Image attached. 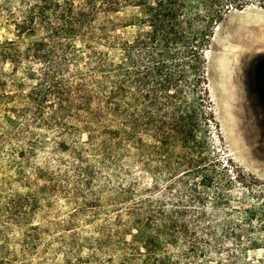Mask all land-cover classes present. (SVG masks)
Here are the masks:
<instances>
[{"label": "rangeland", "instance_id": "obj_1", "mask_svg": "<svg viewBox=\"0 0 264 264\" xmlns=\"http://www.w3.org/2000/svg\"><path fill=\"white\" fill-rule=\"evenodd\" d=\"M187 10L185 29L205 24L197 0H188ZM133 12L123 6L114 16L126 24ZM213 26L199 83L181 64L184 75L168 91L186 94L195 110L192 151L158 142L152 130L142 135L155 147L150 155L116 149L103 161L84 132L14 125L6 122L11 113L0 111V264H264V243L247 258L239 254V246L264 238V8L230 9ZM137 29L118 32L130 37ZM21 81L10 76L5 91H17ZM143 93L138 108L146 122ZM21 150L28 155L15 154ZM188 156L197 161L189 164ZM139 198L209 226L211 247L193 252L180 237L138 239L127 208Z\"/></svg>", "mask_w": 264, "mask_h": 264}, {"label": "trees", "instance_id": "obj_2", "mask_svg": "<svg viewBox=\"0 0 264 264\" xmlns=\"http://www.w3.org/2000/svg\"><path fill=\"white\" fill-rule=\"evenodd\" d=\"M197 1L205 11V24L195 29L190 22L185 29L188 0H0V111L12 115L6 122L73 135L84 132L90 144L98 145L103 161L116 149L129 153L130 148H146L150 155L154 146L142 135L151 137L152 130L158 142L184 143L192 151L195 110L186 94L168 92L178 87L176 77L184 75L179 66L188 64L186 74L199 83L213 24L230 9L264 8V0ZM123 6L134 10L126 24L114 16ZM135 25L138 29L130 37L118 32ZM10 76L22 77L17 91H5ZM140 89L146 122L138 108ZM158 99H163L161 107ZM205 114L210 115L209 120L204 117L207 123L212 116ZM107 115L114 119L106 123ZM30 149L35 151V145ZM15 154L28 155L24 150ZM187 159L189 164L197 161ZM150 202L139 198L127 208L138 239L153 243L180 237L193 252L211 247L214 233L209 226L183 219L181 210L178 217L160 205L152 210ZM261 243L264 238H252L239 246L240 257L247 258L248 250Z\"/></svg>", "mask_w": 264, "mask_h": 264}, {"label": "bare ground", "instance_id": "obj_3", "mask_svg": "<svg viewBox=\"0 0 264 264\" xmlns=\"http://www.w3.org/2000/svg\"><path fill=\"white\" fill-rule=\"evenodd\" d=\"M259 26H260V25H259ZM260 27H261V26H260ZM258 28H259V27H258ZM256 29H257V28H256ZM262 30H263V29H262ZM259 32H260V31H259ZM263 33H264V31H263ZM263 33H262V34H263ZM253 34H254V32L252 31V35H253ZM255 34H256V33H255ZM259 34H260V33H259ZM263 35H264V34H263ZM254 36H255V35H254ZM254 36H253V37H254ZM255 37H256V36H255ZM257 37L260 38V37H262V36L259 35V36H257ZM257 39H258V38H257ZM257 39H256V40H257ZM256 40H255V42H256ZM256 43H257V42H256ZM262 43H263V42H262ZM262 43L260 42L259 44H262ZM257 44H258V43H257ZM261 46H262V45H261Z\"/></svg>", "mask_w": 264, "mask_h": 264}]
</instances>
